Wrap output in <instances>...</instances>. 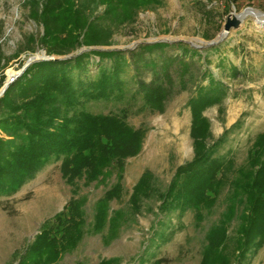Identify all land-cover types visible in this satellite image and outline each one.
<instances>
[{
	"label": "trees",
	"instance_id": "1",
	"mask_svg": "<svg viewBox=\"0 0 264 264\" xmlns=\"http://www.w3.org/2000/svg\"><path fill=\"white\" fill-rule=\"evenodd\" d=\"M26 3L29 16L42 23L44 31L38 38L27 36L25 48L20 50L34 51L38 43L48 55L58 56L80 47L108 45L115 28L134 21L139 9L158 4L160 0H27ZM97 4H105L106 8L101 14L90 15L88 10ZM205 14L208 15L207 11ZM170 45L154 42L140 47L151 51ZM183 49L184 52L189 50ZM190 51L198 53L196 49ZM130 54L140 56L138 50ZM92 55L98 57L94 61L97 77L86 82L76 81L72 70L87 71ZM1 59L0 51V69ZM104 59L112 60L111 67H107ZM126 60L122 50L87 49L66 59L35 61L10 82L0 97V196L15 192L53 159H61V172L73 195L62 211L42 225L15 264H52L61 253L77 245L85 225V199L74 197L79 190V180L89 185L115 176L114 183L96 202L92 224L95 232L106 229L105 243L116 238L129 214L137 212L142 199L155 191L154 175L145 169L132 188L128 210H111L109 203L121 197L125 160L139 153L147 128L128 123L125 109L120 114L73 111L83 101L120 94L123 87L120 74ZM172 60L173 57L168 58L161 66L163 79L140 81L142 109L164 111L173 89L168 70ZM179 62L183 81L189 66L182 58ZM148 63L156 66L152 59L145 62ZM229 68L233 77L240 74L236 65L231 64ZM9 73L15 74L14 71ZM205 74L206 71L202 73ZM207 75L208 82L198 83L187 101L193 157L176 167L166 189L160 193L159 209L174 208L180 212L193 209L195 220L200 223L204 219L203 211H211L226 189L230 194L225 211L205 234L199 264H250L264 242V133L258 136L242 166L236 167L230 156L215 154L221 138L210 143V123L203 112L210 106L220 105L229 88L210 72ZM3 77H0V86ZM238 203L244 205L243 213L237 216L236 231L229 234L228 223L235 217ZM118 261L114 257L97 264ZM162 261V258L156 259L153 264Z\"/></svg>",
	"mask_w": 264,
	"mask_h": 264
},
{
	"label": "rangeland",
	"instance_id": "2",
	"mask_svg": "<svg viewBox=\"0 0 264 264\" xmlns=\"http://www.w3.org/2000/svg\"><path fill=\"white\" fill-rule=\"evenodd\" d=\"M26 1L0 0V77L4 75L0 89L11 77L16 78L28 58L48 55L37 40L34 51L20 50L25 48L27 36L38 38L44 31L43 24L29 16ZM105 8V4H97L88 13L98 15ZM247 8L254 12L246 13L238 29L231 28L217 44L204 45L223 30L230 11L239 13ZM258 11L264 13V0H160L158 4L139 9L134 21L115 28L108 45L89 46L125 52L127 60L120 74L122 92L108 99L83 101L73 111L120 114L125 109L128 123L147 128L139 153L125 160L121 197L109 203L110 209L128 210L132 188L145 169L154 175L155 191L142 199L137 212L129 214L116 238L105 243L106 229L95 232L92 224L96 202L114 183L115 176L89 185L79 180V190L74 197L85 199L83 234L74 248L61 253L52 264H97L102 259L114 257L119 259L116 264H153L160 258L163 259L161 264H199L206 243L205 234L225 211L230 192L225 189L215 207L209 212L203 211L204 219L200 223L196 222L193 209L161 211L160 193L166 189L176 167L193 157L187 101L198 83L208 82V72L229 88L220 105L210 106L203 112L210 123V143L221 138L215 154L230 156L236 167L242 166L258 136L264 133V16L257 15ZM163 39L168 41H161ZM154 42L171 45L151 51L140 47ZM179 42L183 45H178ZM89 47H80L69 54L87 51ZM183 47L188 48V52H184ZM190 49L198 53L193 54ZM135 50L139 58L131 56L130 51ZM172 57L168 70L173 89L164 111L142 109L140 81L163 79L161 66ZM180 58L189 66L183 81L180 80ZM97 59L93 55L89 58L87 71L73 69V78L84 82L95 79L97 66L94 61ZM151 59L155 67L145 64ZM104 63L111 67L112 60L104 59ZM231 64L240 69L236 77L231 75ZM204 71L206 74L202 75ZM72 197L71 186L61 172V159L48 162L12 194L1 195L0 264H15L42 225L62 211ZM243 206L237 204L236 215L228 223L229 234L236 231L237 216L243 213ZM250 264H264V242Z\"/></svg>",
	"mask_w": 264,
	"mask_h": 264
},
{
	"label": "water",
	"instance_id": "3",
	"mask_svg": "<svg viewBox=\"0 0 264 264\" xmlns=\"http://www.w3.org/2000/svg\"><path fill=\"white\" fill-rule=\"evenodd\" d=\"M249 11H253L251 8L245 9L243 12L235 13L233 10L229 12L225 23L223 24V30L212 40L204 42L205 46H210L219 43L221 40H223L227 34L229 33L231 28L238 29L243 21V18L245 17L246 13ZM254 12V11H253ZM257 15L264 16V13L258 11L256 12ZM182 40V39H177ZM160 41V40H159ZM161 41H168V40H161ZM87 49H102L99 47H89ZM84 50V49H83ZM82 52V50L80 51ZM44 53V52H43ZM73 56V54H67L64 56H48L44 54L42 57H31L26 60V62L21 66L20 70L16 74V77L19 76L31 63L39 60H60V59H66ZM14 78H10L0 89V97L4 94L6 88L9 86L10 82L13 81Z\"/></svg>",
	"mask_w": 264,
	"mask_h": 264
}]
</instances>
